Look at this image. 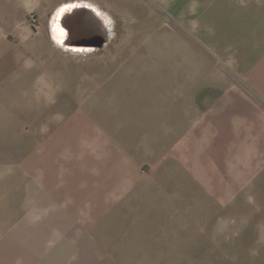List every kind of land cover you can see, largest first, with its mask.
I'll return each instance as SVG.
<instances>
[{
    "label": "crops",
    "instance_id": "0c3cea01",
    "mask_svg": "<svg viewBox=\"0 0 264 264\" xmlns=\"http://www.w3.org/2000/svg\"><path fill=\"white\" fill-rule=\"evenodd\" d=\"M124 1L0 0V264L118 258L113 243L134 239L146 205H174L183 235L198 207L177 205V146L200 129L230 146L231 131L246 130L232 120L238 103H264V0H237L250 18L230 23L207 14L217 0H189L188 11L158 0L190 23L191 42L175 45L185 57L169 63L109 55L112 12L141 16ZM87 17L89 38L68 23Z\"/></svg>",
    "mask_w": 264,
    "mask_h": 264
},
{
    "label": "rangeland",
    "instance_id": "374dc122",
    "mask_svg": "<svg viewBox=\"0 0 264 264\" xmlns=\"http://www.w3.org/2000/svg\"><path fill=\"white\" fill-rule=\"evenodd\" d=\"M190 2L179 0L177 4L188 11ZM124 4L125 9L128 4L132 8L141 5V16L139 12L131 14V10L111 11L119 14L110 18L115 27L110 43L119 45L107 50L109 55L134 59L136 63L153 59L169 63L185 57L184 50L175 51V45L180 36L191 42L190 23H181L175 16L173 2L126 0ZM239 4L237 0H217L209 5L207 14L216 19L232 15L225 19L227 23L231 18H250L240 15L244 11ZM153 10L156 15L149 16ZM198 52L207 57L204 46L198 47ZM169 67L165 69L170 70ZM250 97L244 96L248 100L246 105L238 103L244 111L232 115V120L241 117L245 121L246 130H232L230 146L222 145L221 139L210 145L206 129L199 130L198 140L184 138L177 146L182 151V161L175 162L176 184L182 187L181 194L176 195L177 205L198 207L197 218L183 220V235L176 233L174 205H166L165 210L146 205V209L139 211L145 225L135 217L134 239L113 243L119 249L118 258L98 259V264H264V103L253 104ZM171 183L167 179L165 184L169 187ZM200 205L206 208L202 210ZM177 236L181 242H176Z\"/></svg>",
    "mask_w": 264,
    "mask_h": 264
},
{
    "label": "water",
    "instance_id": "95a60500",
    "mask_svg": "<svg viewBox=\"0 0 264 264\" xmlns=\"http://www.w3.org/2000/svg\"><path fill=\"white\" fill-rule=\"evenodd\" d=\"M68 23H69L70 25H72L73 28H76V29H77L79 26L84 27L85 30H86V32H87V33L84 34V37H85V38H89V32H90V31H87V30H89L91 27H93L94 20L91 19V18H89V17L84 18V19H76V18H72V19H70V20L68 21ZM102 36H103V39L105 40V38H106V37L104 38L105 35H101V34H100V36H99L98 38H102ZM104 40H103V41H104Z\"/></svg>",
    "mask_w": 264,
    "mask_h": 264
}]
</instances>
